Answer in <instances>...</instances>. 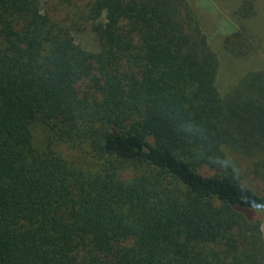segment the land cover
<instances>
[{
  "label": "trees",
  "instance_id": "obj_1",
  "mask_svg": "<svg viewBox=\"0 0 264 264\" xmlns=\"http://www.w3.org/2000/svg\"><path fill=\"white\" fill-rule=\"evenodd\" d=\"M64 1L0 0V264H264V192L232 158L264 181V70L222 96L189 0ZM235 14L223 48L256 52Z\"/></svg>",
  "mask_w": 264,
  "mask_h": 264
},
{
  "label": "rangeland",
  "instance_id": "obj_2",
  "mask_svg": "<svg viewBox=\"0 0 264 264\" xmlns=\"http://www.w3.org/2000/svg\"><path fill=\"white\" fill-rule=\"evenodd\" d=\"M42 11L48 10L55 20H61L68 7L64 0H38ZM82 0H71V3L80 4ZM245 0H189V3L197 15L201 28L208 37L210 45L218 58L217 89L222 96L234 86L240 78L253 70H264V0H247L252 3L254 14L246 21L248 30L261 39L259 50L254 53H246L244 56H236L223 48V37L233 32L238 27L239 19L235 12ZM56 2H62L59 11H52ZM72 5V4H71ZM253 11V9H252ZM74 42L89 52L99 50L96 37L89 27L77 32H72ZM37 142L45 145L48 131L41 124L33 126ZM61 155L70 163H77L76 155L65 146L57 147ZM237 168L247 176L246 185L257 192H264V181L256 180L248 169V164L240 157L232 155ZM85 166L91 165L86 160ZM203 175H211L212 171L207 167L200 170ZM261 233L264 241V214L261 215Z\"/></svg>",
  "mask_w": 264,
  "mask_h": 264
}]
</instances>
